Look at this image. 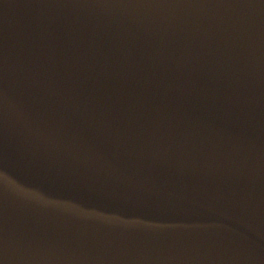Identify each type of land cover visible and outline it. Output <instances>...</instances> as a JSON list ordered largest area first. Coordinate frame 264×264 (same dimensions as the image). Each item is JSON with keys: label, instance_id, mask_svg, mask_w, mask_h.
Masks as SVG:
<instances>
[{"label": "water", "instance_id": "95a60500", "mask_svg": "<svg viewBox=\"0 0 264 264\" xmlns=\"http://www.w3.org/2000/svg\"><path fill=\"white\" fill-rule=\"evenodd\" d=\"M0 264H264V0H0Z\"/></svg>", "mask_w": 264, "mask_h": 264}]
</instances>
